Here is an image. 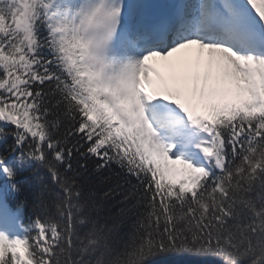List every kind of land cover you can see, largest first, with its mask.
Returning <instances> with one entry per match:
<instances>
[{
    "label": "snow or ice",
    "instance_id": "obj_1",
    "mask_svg": "<svg viewBox=\"0 0 264 264\" xmlns=\"http://www.w3.org/2000/svg\"><path fill=\"white\" fill-rule=\"evenodd\" d=\"M165 256L264 264V0H0V264Z\"/></svg>",
    "mask_w": 264,
    "mask_h": 264
},
{
    "label": "trees",
    "instance_id": "obj_2",
    "mask_svg": "<svg viewBox=\"0 0 264 264\" xmlns=\"http://www.w3.org/2000/svg\"><path fill=\"white\" fill-rule=\"evenodd\" d=\"M107 190L108 189L106 186L100 185L98 182H96V185L91 189V191L95 194L96 198L101 201V215H107L109 212L116 213L119 211L120 207L116 199H104V193ZM27 214H31V211L29 210ZM154 264H198V258L189 256H165L157 258Z\"/></svg>",
    "mask_w": 264,
    "mask_h": 264
}]
</instances>
